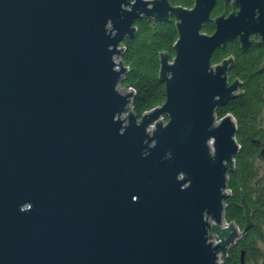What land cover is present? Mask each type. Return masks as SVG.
I'll list each match as a JSON object with an SVG mask.
<instances>
[{
    "label": "water",
    "instance_id": "95a60500",
    "mask_svg": "<svg viewBox=\"0 0 264 264\" xmlns=\"http://www.w3.org/2000/svg\"><path fill=\"white\" fill-rule=\"evenodd\" d=\"M215 1L0 0V264L222 263L253 215L240 193L242 227L224 220L239 144L214 112L240 83L210 56L264 46V0L210 17ZM142 16L177 37L164 100L137 117L114 56Z\"/></svg>",
    "mask_w": 264,
    "mask_h": 264
},
{
    "label": "trees",
    "instance_id": "16d2710c",
    "mask_svg": "<svg viewBox=\"0 0 264 264\" xmlns=\"http://www.w3.org/2000/svg\"><path fill=\"white\" fill-rule=\"evenodd\" d=\"M168 2L189 8L193 0ZM222 10L221 4L215 5L210 17L218 15ZM134 26V35L122 40L121 53L117 58L126 66L119 86L133 92L130 105L133 113L139 117L164 100V86L157 78L158 52L167 53L170 59L177 34L172 19L153 23L150 18L142 16L135 20ZM201 31L210 34L213 23H204ZM229 56L232 58V65L227 76L230 80L237 79L240 85L236 94L214 112L216 119L225 114L233 117L236 125L235 139L239 144L233 168L227 173L226 188L229 195L224 200V220L242 227L244 220L242 208L239 206L240 193L254 212L253 225L228 249L227 256L221 263L238 264L241 250L243 260L248 257L255 258L258 250L255 241L264 242V235L258 228L264 221V186L258 184L254 164L255 158H264V114L261 113L264 107V64L262 68L259 64L264 58L261 47L255 45L249 51L242 52L235 39H232L223 47L213 50L210 64ZM256 142L261 149H258Z\"/></svg>",
    "mask_w": 264,
    "mask_h": 264
},
{
    "label": "rangeland",
    "instance_id": "374dc122",
    "mask_svg": "<svg viewBox=\"0 0 264 264\" xmlns=\"http://www.w3.org/2000/svg\"><path fill=\"white\" fill-rule=\"evenodd\" d=\"M252 39L256 40V39H258V37H255ZM120 45H121V43H120ZM116 59H118V58L116 57ZM118 89L122 92L130 90L128 88L120 87V86H118ZM261 113L264 114V107L262 108ZM162 120L164 121V117L162 118ZM150 128H152V127H150ZM254 164H255V168H256V177L258 176V184H261L264 186V158H260V157L255 158ZM258 228H259V231L264 235V221H262L260 223V227H258ZM255 245L258 247L257 256L255 258H253V257L246 258L245 260H243L244 264H264V242L256 240Z\"/></svg>",
    "mask_w": 264,
    "mask_h": 264
},
{
    "label": "flooded vegetation",
    "instance_id": "af4514ba",
    "mask_svg": "<svg viewBox=\"0 0 264 264\" xmlns=\"http://www.w3.org/2000/svg\"><path fill=\"white\" fill-rule=\"evenodd\" d=\"M193 3V2H192ZM218 4H221V6L223 7V10L221 11V13H224L225 15L231 10V0H226V2H224L223 0H216L215 1V3H214V6L215 5H218ZM214 6H213V8H214ZM212 8V9H213ZM235 9H237V7H234ZM225 9H227V12L225 11ZM220 14V13H219ZM252 36L253 35H249V38H252ZM235 41L237 42V40L235 39ZM237 44H238V46H239V43L237 42ZM259 46V47H261L262 49H263V58H264V46L262 45V44H260L259 43V41H258V39H256V40H252L251 41V43L247 46V48H246V50L244 51V52H247V51H249L250 50V48L252 47V46ZM260 65H262L261 64V62L259 63ZM257 143V145H258V149H261L262 147H260L259 146V143L258 142H256ZM251 211H252V215L254 214V212H253V210L251 209Z\"/></svg>",
    "mask_w": 264,
    "mask_h": 264
},
{
    "label": "built area",
    "instance_id": "2783aa9c",
    "mask_svg": "<svg viewBox=\"0 0 264 264\" xmlns=\"http://www.w3.org/2000/svg\"><path fill=\"white\" fill-rule=\"evenodd\" d=\"M119 49L121 50L122 49V47H121V45L119 46ZM116 57H118L119 58V56H114V61H118L119 59H116ZM152 127V126H151ZM227 190V189H226ZM228 191V190H227Z\"/></svg>",
    "mask_w": 264,
    "mask_h": 264
}]
</instances>
